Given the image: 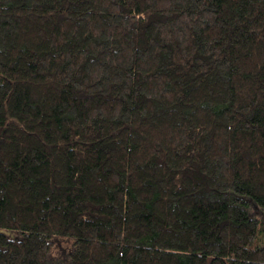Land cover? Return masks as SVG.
I'll return each mask as SVG.
<instances>
[{"label": "trees", "instance_id": "16d2710c", "mask_svg": "<svg viewBox=\"0 0 264 264\" xmlns=\"http://www.w3.org/2000/svg\"><path fill=\"white\" fill-rule=\"evenodd\" d=\"M263 238L264 0H0V264H264Z\"/></svg>", "mask_w": 264, "mask_h": 264}, {"label": "rangeland", "instance_id": "374dc122", "mask_svg": "<svg viewBox=\"0 0 264 264\" xmlns=\"http://www.w3.org/2000/svg\"><path fill=\"white\" fill-rule=\"evenodd\" d=\"M247 205H249L250 211L254 215H259L260 213L257 211V206L253 205L251 202L247 201ZM264 243V238H263ZM70 251V242L68 243L66 239H54L50 242V256L52 260L60 259L64 261L65 257L67 258ZM61 257V258H60Z\"/></svg>", "mask_w": 264, "mask_h": 264}]
</instances>
